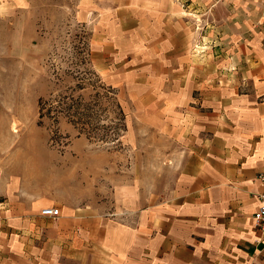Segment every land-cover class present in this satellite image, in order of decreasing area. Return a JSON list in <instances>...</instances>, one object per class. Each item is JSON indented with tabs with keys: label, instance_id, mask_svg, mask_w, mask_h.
Masks as SVG:
<instances>
[{
	"label": "crops",
	"instance_id": "0c3cea01",
	"mask_svg": "<svg viewBox=\"0 0 264 264\" xmlns=\"http://www.w3.org/2000/svg\"><path fill=\"white\" fill-rule=\"evenodd\" d=\"M194 3L78 0L94 23L92 54L131 100L125 143L141 142L137 120L168 145L174 178L159 197L122 182L114 209L98 211L1 175L0 264H264L253 221L264 191V0H226L245 6L236 14L215 7L242 23L205 60L183 17Z\"/></svg>",
	"mask_w": 264,
	"mask_h": 264
},
{
	"label": "rangeland",
	"instance_id": "374dc122",
	"mask_svg": "<svg viewBox=\"0 0 264 264\" xmlns=\"http://www.w3.org/2000/svg\"><path fill=\"white\" fill-rule=\"evenodd\" d=\"M77 3L0 0V177L91 201L98 211L114 209L122 182L163 196L174 178L163 154L168 145L137 120L141 142L135 151L125 143L131 100L92 54L94 23L77 15ZM224 3L195 0L196 12L183 14L200 59L221 48L231 24L241 28L240 19L227 21L214 9L236 14L245 6Z\"/></svg>",
	"mask_w": 264,
	"mask_h": 264
},
{
	"label": "built area",
	"instance_id": "2783aa9c",
	"mask_svg": "<svg viewBox=\"0 0 264 264\" xmlns=\"http://www.w3.org/2000/svg\"><path fill=\"white\" fill-rule=\"evenodd\" d=\"M258 179L264 182V168L258 175ZM256 199L258 201V209L253 214L254 227L257 232V242L264 246V191L257 194ZM41 214L45 216H58L59 209L55 207H46L41 210Z\"/></svg>",
	"mask_w": 264,
	"mask_h": 264
}]
</instances>
